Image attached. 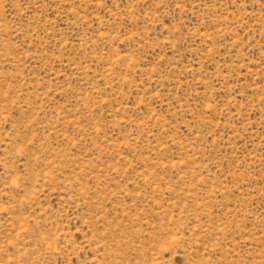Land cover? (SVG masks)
<instances>
[{
  "label": "rangeland",
  "instance_id": "1",
  "mask_svg": "<svg viewBox=\"0 0 264 264\" xmlns=\"http://www.w3.org/2000/svg\"><path fill=\"white\" fill-rule=\"evenodd\" d=\"M0 264H264V0H0Z\"/></svg>",
  "mask_w": 264,
  "mask_h": 264
}]
</instances>
